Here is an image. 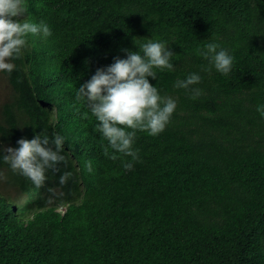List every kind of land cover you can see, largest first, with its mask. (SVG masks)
<instances>
[{"label":"trees","instance_id":"1","mask_svg":"<svg viewBox=\"0 0 264 264\" xmlns=\"http://www.w3.org/2000/svg\"><path fill=\"white\" fill-rule=\"evenodd\" d=\"M26 4L51 35L29 37L6 73L0 146L59 133L64 160L39 188L0 160V186L12 190L0 192V264H264V0ZM146 37L170 41L174 69L149 82L177 104L158 135L137 132L139 159L124 169L103 154L107 141L74 93ZM209 41L230 50L229 74L201 70L196 49ZM193 71L195 99L173 87Z\"/></svg>","mask_w":264,"mask_h":264},{"label":"clouds","instance_id":"2","mask_svg":"<svg viewBox=\"0 0 264 264\" xmlns=\"http://www.w3.org/2000/svg\"><path fill=\"white\" fill-rule=\"evenodd\" d=\"M50 35L51 29L46 22L27 18L26 0H0V72L3 79L7 82L6 73L10 74L15 69L14 61L23 56L29 37L43 40ZM169 42L150 37L142 42L133 41L138 50L121 48L125 56H114L111 63L97 67L87 80L76 87L74 100L77 111L81 106L87 109L81 112V117L94 118L95 131L107 141L102 147L103 154L110 160L120 158L124 169H131L133 162L139 159L138 149L134 148L137 132L158 135L168 125L176 109V100L172 96L161 95L158 88L149 82V78H157V71L174 69L175 53L171 51ZM196 54L206 61L202 65L203 72L227 75L232 70L233 55L215 41L204 43L196 49ZM201 80V73L193 71L182 79L177 78L173 87L188 91L195 99L202 92L197 86ZM256 110L264 117V104H258ZM64 141L65 137L59 133H54L51 138L37 133L30 139L20 137L16 147L0 146V160L39 188L47 179L46 171L55 170L56 165L64 160ZM84 167L91 171V162L84 161ZM68 176V172L62 173L58 182L63 184Z\"/></svg>","mask_w":264,"mask_h":264},{"label":"rangeland","instance_id":"3","mask_svg":"<svg viewBox=\"0 0 264 264\" xmlns=\"http://www.w3.org/2000/svg\"><path fill=\"white\" fill-rule=\"evenodd\" d=\"M9 89L6 80L3 79L2 73L0 72V102L9 94ZM4 177V172L0 170V182H2ZM1 192L4 194L11 193L12 190L7 185L0 187ZM27 197V196H26ZM31 210V209H30Z\"/></svg>","mask_w":264,"mask_h":264}]
</instances>
